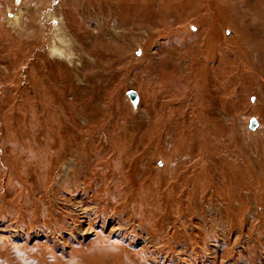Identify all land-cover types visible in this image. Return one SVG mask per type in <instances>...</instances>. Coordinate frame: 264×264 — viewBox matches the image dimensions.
<instances>
[{
    "label": "rangeland",
    "instance_id": "rangeland-1",
    "mask_svg": "<svg viewBox=\"0 0 264 264\" xmlns=\"http://www.w3.org/2000/svg\"><path fill=\"white\" fill-rule=\"evenodd\" d=\"M0 264H264V0H0Z\"/></svg>",
    "mask_w": 264,
    "mask_h": 264
},
{
    "label": "water",
    "instance_id": "water-1",
    "mask_svg": "<svg viewBox=\"0 0 264 264\" xmlns=\"http://www.w3.org/2000/svg\"><path fill=\"white\" fill-rule=\"evenodd\" d=\"M128 95H129V97H130V100H131L133 103H136V102H137V100H138V96H137V93H136L135 91H129V92H128ZM255 124H256V121L253 120V126H252L253 129H254Z\"/></svg>",
    "mask_w": 264,
    "mask_h": 264
}]
</instances>
